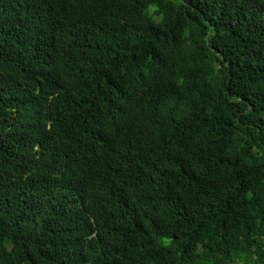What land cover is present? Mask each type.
Wrapping results in <instances>:
<instances>
[{"label": "trees", "instance_id": "obj_1", "mask_svg": "<svg viewBox=\"0 0 264 264\" xmlns=\"http://www.w3.org/2000/svg\"><path fill=\"white\" fill-rule=\"evenodd\" d=\"M0 264H264V0H0Z\"/></svg>", "mask_w": 264, "mask_h": 264}]
</instances>
